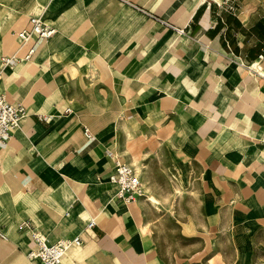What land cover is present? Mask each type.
Instances as JSON below:
<instances>
[{
  "label": "crops",
  "instance_id": "obj_1",
  "mask_svg": "<svg viewBox=\"0 0 264 264\" xmlns=\"http://www.w3.org/2000/svg\"><path fill=\"white\" fill-rule=\"evenodd\" d=\"M223 3L0 0V93L26 108L0 145V264H43L25 222L80 236L63 264H264V0ZM33 16L55 36L22 43ZM153 158L186 191L175 230ZM117 161L147 196H116Z\"/></svg>",
  "mask_w": 264,
  "mask_h": 264
},
{
  "label": "built area",
  "instance_id": "obj_2",
  "mask_svg": "<svg viewBox=\"0 0 264 264\" xmlns=\"http://www.w3.org/2000/svg\"><path fill=\"white\" fill-rule=\"evenodd\" d=\"M223 4L229 5L231 9L233 8L231 0H224ZM31 23V30H23L17 34L24 44L33 38H36V44H39L56 34V29L46 24L41 16L31 17ZM30 57L31 54L27 56V59ZM17 60V56L5 57L2 65L3 67H8ZM25 114L26 108L23 105H15L9 102L5 95L0 93V145H6L9 142L13 132L19 128ZM86 132L89 134L88 129H86ZM109 181L117 186L116 196L126 204L134 203L145 195L143 183L136 169L129 164L117 161L115 172L110 176ZM95 225L96 221L91 220L87 228H93ZM22 229L29 231L34 245L28 257L32 260H40L43 264H60L71 246H80L82 244V239L78 236L71 240H61L56 244L49 245L42 231L30 222H25L22 225ZM0 235L5 237L2 233Z\"/></svg>",
  "mask_w": 264,
  "mask_h": 264
},
{
  "label": "rangeland",
  "instance_id": "obj_3",
  "mask_svg": "<svg viewBox=\"0 0 264 264\" xmlns=\"http://www.w3.org/2000/svg\"><path fill=\"white\" fill-rule=\"evenodd\" d=\"M121 162L125 163L124 161ZM149 163L151 167L157 168V170L152 176L153 179L148 181V184L145 185V189L152 188L153 185V187L155 186L154 188L160 190L151 193L149 192V195L151 194L157 199L156 202L152 201V203L158 204L155 206L157 208L156 211L164 216V229L175 230L178 225L176 221L180 222L185 214V208L182 203L186 200V191L181 188L180 183L175 177L170 176L166 161L160 158H153L149 160ZM147 193L148 192L145 190V196H147ZM171 220H173L175 224L171 222Z\"/></svg>",
  "mask_w": 264,
  "mask_h": 264
},
{
  "label": "bare ground",
  "instance_id": "obj_4",
  "mask_svg": "<svg viewBox=\"0 0 264 264\" xmlns=\"http://www.w3.org/2000/svg\"><path fill=\"white\" fill-rule=\"evenodd\" d=\"M56 33H57V32H56ZM54 36H55V35H54ZM134 162H135V161H134ZM136 168H137V166H136ZM138 170H139V169H138ZM76 246H77V245H76ZM68 250H69V249H68ZM66 254H67V253H66ZM62 261H63V260H62ZM61 263H62V262H61ZM61 263H60V264H61Z\"/></svg>",
  "mask_w": 264,
  "mask_h": 264
}]
</instances>
